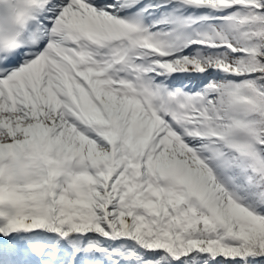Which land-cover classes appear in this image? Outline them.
<instances>
[{
  "label": "snow or ice",
  "instance_id": "1",
  "mask_svg": "<svg viewBox=\"0 0 264 264\" xmlns=\"http://www.w3.org/2000/svg\"><path fill=\"white\" fill-rule=\"evenodd\" d=\"M0 264H264V0H0Z\"/></svg>",
  "mask_w": 264,
  "mask_h": 264
}]
</instances>
